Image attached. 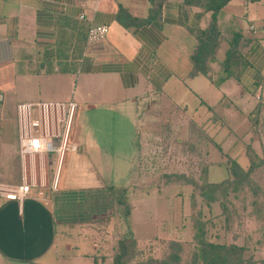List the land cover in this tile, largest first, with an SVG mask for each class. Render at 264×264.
Instances as JSON below:
<instances>
[{"label": "crops", "instance_id": "obj_1", "mask_svg": "<svg viewBox=\"0 0 264 264\" xmlns=\"http://www.w3.org/2000/svg\"><path fill=\"white\" fill-rule=\"evenodd\" d=\"M151 1L0 0V78L6 72L19 70L24 82L36 78L39 85L48 87V92L40 93L45 101L75 103L73 141L78 145L64 162L58 190L51 186L33 188L22 203L0 193V264H83L86 260L98 264L96 256L103 248L108 251L105 241L109 237L104 230L99 235L94 226L108 211L109 203H104L105 209L90 206L86 194L82 193L86 188L77 186L81 182L72 178V172L81 168V160H75L79 152L87 157L92 145L101 149L108 143L102 138L89 140V114L103 113L108 118L119 110L125 123L120 129L126 137L124 143L129 139L126 122H130L138 131L132 141L137 136L143 137L148 150L146 141L150 142V137L162 129L166 134L165 129L172 120L180 124L178 135H183L188 127L187 103L191 97L199 96L195 87L214 85L206 76L190 77V56L196 47L192 30L205 28L210 15L186 5L184 0H165L159 11L154 10ZM121 7L135 19L127 18V22L136 24L128 27L119 20ZM81 15L85 18L81 19ZM140 20L145 22L138 24ZM97 25H107L109 31L104 40L91 44L88 31ZM219 28L223 42L218 58H224L228 41L240 34L246 66L238 79L216 85V147L224 152L221 145L228 138V132L234 131L228 127L235 106V111L247 122V129L241 133L242 150L246 155L251 149L261 160L257 170H261L259 176L263 178L264 188V0H230L220 13ZM213 68L217 74L218 64L214 63ZM202 77L208 80L207 84L199 83ZM71 88L73 97L69 100ZM60 89L64 93L58 96ZM169 96L175 97L171 100L174 108L166 104ZM231 98L237 99L239 105L231 104ZM204 105L209 111L214 109L200 100L193 112L198 113ZM219 108L225 116L221 117ZM0 110L3 117L4 110ZM224 128L228 130L222 134ZM15 133L13 121L2 118L0 187L22 184V162L18 174L12 160ZM108 136L112 137L113 133ZM114 143L111 139L108 144L112 147ZM90 156L91 168H107L108 162L101 155L95 154L96 166ZM249 165L248 159V164L242 167ZM48 170L52 178V170L51 173ZM103 172L99 175L105 177L109 173ZM260 214V247L264 251V208Z\"/></svg>", "mask_w": 264, "mask_h": 264}, {"label": "rangeland", "instance_id": "obj_2", "mask_svg": "<svg viewBox=\"0 0 264 264\" xmlns=\"http://www.w3.org/2000/svg\"><path fill=\"white\" fill-rule=\"evenodd\" d=\"M4 75L0 78V108H3L5 114L0 117V123L2 118H5L15 124L16 133L11 151L12 160L18 168L17 173L20 174L21 155L17 106L23 102L47 100L42 98L40 93L48 92L49 89L47 86L39 85L36 78L29 79L27 83L24 82L25 79L19 70H14L12 73L6 72ZM206 82L208 83V80L204 77L199 80L202 84H207ZM194 90L199 96L191 97L193 99L187 103L188 127L183 135H178L180 124L172 120L168 125L169 130L165 129L166 134L162 129L157 131V135L150 137V142L146 141L148 150H145L143 137L137 136L136 140L132 141L138 131L132 128L130 122H126L128 128L126 134L129 139H127V144L124 143L126 137L122 136L120 129L125 126V123L121 121L122 115L119 110L108 118L103 113L91 112L89 114L87 119L89 140L102 138L108 143L111 139L115 142L114 147L105 143L104 148L95 149L93 145L90 148L89 156L92 154L93 164L96 159L95 154L98 153L106 163L108 162L107 168L106 166L105 169L91 168V156L87 155V158L84 153L79 152L75 160H81V168L78 167L79 169L72 172V178L77 183L81 182L77 186L86 188L82 193L86 194L90 206L92 204L97 209H105L104 203H109L108 211L101 216L98 223L95 222L94 226L98 228L99 235H103L104 230L109 237V241L107 239L105 241V244L108 242V251L102 246L101 254L96 256L98 264H113L117 243L128 231L133 232V237L137 240L140 249L137 260H133L130 264H139L152 257H162L167 252L170 241L183 243L184 259H188L197 247L196 234L199 233L200 224H204L207 240L215 243H235L246 248V258L254 257L253 259L257 262L263 261L264 251L260 247L262 226L252 208L253 200L250 193L243 191L238 195L231 193L226 207L227 212H225L219 203L208 205L193 185L164 184L166 174H185L199 183L203 180L211 183L221 182L229 177L228 169L224 164H230L231 154L242 166L245 167L248 164L247 154L245 155L241 144V133L247 129L246 120L235 111V106H233L231 111L233 120L230 121L228 128L231 127L234 131L233 133L228 132V138L223 144L221 143L223 152L216 147L215 118L216 94L218 93L216 84L208 87L199 84ZM72 92L73 88L69 91V100L73 97ZM63 93L62 89L57 95ZM174 99L175 97L169 96V103L166 104L174 108L175 104L171 103ZM200 100L214 106V109L209 111L204 105L198 113H194L193 108ZM230 100L231 104L239 105L237 99L231 98ZM66 104L68 105V101ZM219 113L221 117L225 116L220 108ZM175 117L176 115L173 116ZM223 121L226 122L224 118ZM110 122V125H106ZM74 130L73 127L71 140L75 135ZM227 130L224 128L221 133L225 134ZM111 132L113 136L109 137L108 133ZM104 133H107V136H104ZM176 139L179 143H176ZM54 159L55 155H53ZM97 161L99 162L98 159ZM122 162L125 163L123 167ZM219 163L222 166L218 165ZM49 168L51 173L52 164ZM101 170L104 171L102 173L104 175L108 170V175L105 177L99 175ZM260 171H256L255 179L261 186L263 178L259 176ZM119 197L124 202L123 205L118 204ZM106 252L109 254H105ZM83 264L94 263L92 260H86Z\"/></svg>", "mask_w": 264, "mask_h": 264}, {"label": "trees", "instance_id": "obj_3", "mask_svg": "<svg viewBox=\"0 0 264 264\" xmlns=\"http://www.w3.org/2000/svg\"><path fill=\"white\" fill-rule=\"evenodd\" d=\"M164 1L152 0L154 10H161ZM229 1L184 0L186 5L200 8L203 14L210 15L208 25L205 28L197 27L192 30L196 38V47L190 56L192 62L191 78L203 75L217 86H220L231 78L238 79L243 73L246 61L241 53L240 34H235L228 41V48L224 58L222 60L218 58V52L223 42L222 32L219 28V16ZM118 18L125 26L129 27L136 24V22H127V18L135 19L122 7L119 10ZM142 22L145 21L140 20L138 24ZM214 63L219 66L217 74L213 68ZM255 115L254 122L257 123L258 111ZM176 143H179L177 139ZM175 145L178 146L177 144ZM247 157L250 165L248 168H244L238 160L229 156L230 164H224L228 169L229 177L218 183H211L205 180L199 183L185 174H166L164 175V184L193 185L208 205L219 203L225 212H227L226 207L231 193L234 192L236 195L241 191L247 194L250 193L253 200L252 208L260 220L261 209L264 208V188L254 180L253 174L261 166V160L251 149H248ZM113 187L110 188L112 189ZM118 199V202L123 205L124 202H122L121 197ZM198 232L196 234L197 247L188 259H184V244L179 241H170L167 252L162 257H152L139 264H264L263 261L257 262L253 259L254 257L246 258L245 247L235 243H215L207 240L204 224L199 225ZM117 244L113 264H130L133 260H137L140 249L132 231H128L125 236L119 239Z\"/></svg>", "mask_w": 264, "mask_h": 264}, {"label": "built area", "instance_id": "obj_4", "mask_svg": "<svg viewBox=\"0 0 264 264\" xmlns=\"http://www.w3.org/2000/svg\"><path fill=\"white\" fill-rule=\"evenodd\" d=\"M108 31L107 25L92 26L88 31V42L104 40ZM76 108L75 103L66 106L50 101L23 102L17 106L22 184L0 187L2 195L22 203L33 188L51 186L58 190L64 162L78 149L77 143L71 140ZM51 164L52 178L48 170Z\"/></svg>", "mask_w": 264, "mask_h": 264}]
</instances>
